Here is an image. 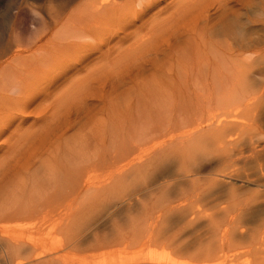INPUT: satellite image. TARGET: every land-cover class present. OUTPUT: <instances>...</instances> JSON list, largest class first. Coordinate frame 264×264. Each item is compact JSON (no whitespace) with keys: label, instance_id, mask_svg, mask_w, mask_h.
I'll return each mask as SVG.
<instances>
[{"label":"bare ground","instance_id":"1","mask_svg":"<svg viewBox=\"0 0 264 264\" xmlns=\"http://www.w3.org/2000/svg\"><path fill=\"white\" fill-rule=\"evenodd\" d=\"M131 1L11 0L0 7V264H194L212 259L240 264L239 260L236 262L233 259V255H228L232 250L225 254L223 249L226 247L224 236L228 232L223 230L222 238L217 239L219 228L211 219H215L212 215L221 211L220 207L226 199L236 197L237 189L232 184L219 187L223 184L219 176L228 173L230 165L220 158L219 164L211 168L203 166L208 158L216 156L215 153L223 154L224 150L237 142L235 136L239 130L237 127L242 123L238 120L241 119L237 120L234 112H230L233 119L221 114L240 96L235 87L238 83H232L230 79V76L235 77L232 73L236 74V71L232 70L236 69L233 67L234 64L237 66L236 61L228 63L223 56L215 55L214 59L209 58L214 60V66L210 68L213 67L212 77H209L212 81L207 82L208 78L205 77L203 80L206 83L203 84L202 80L193 78L192 92L186 91L187 84L181 81L186 94L191 93L184 101L180 100L179 94L178 100L176 89L170 95L176 96L178 101L168 95L170 98H157L161 101H157L155 96L152 100L153 91L140 93L139 90L138 94L134 93L137 95L135 99L132 95L134 100L124 101L123 110L118 111L116 99L110 102H114L112 107H117L115 113H109L108 106L106 109H94L98 104L96 102L104 101L107 96L106 80L102 78L96 80L97 84L100 83L97 89H93L94 93H83L76 97V90L89 82L85 72L91 67L87 61L89 54L81 58L77 53L98 44L92 49H104L108 18H118L123 11L126 13L130 7H125L134 3ZM150 1L158 0H148V4ZM249 2L202 1L204 11L202 14L198 12L201 16L199 21L206 25L221 21L220 18L224 17L228 21L225 28L229 30L235 19L234 14H238L239 7L248 6ZM140 5L144 4L141 2ZM206 32L210 37L214 36L211 29ZM91 41L99 43L95 45ZM67 51L74 54L69 60L72 63L62 65L64 58H60V55ZM99 55L104 56L103 52ZM96 57L100 58L98 55ZM202 59L197 60L198 67L199 63L207 66ZM206 59V62H210ZM175 62L178 63L177 70L184 68L182 55ZM165 65L158 68L159 64L154 62L150 67L164 70ZM222 67L229 68L231 75L219 72ZM79 74L85 76L77 78ZM57 83L67 86L61 85L66 90L62 92L64 97L61 95L64 102L66 98L72 101L76 97L80 105L74 106L73 109H76L72 111L73 104L67 100L64 109L69 104L72 106L66 109L63 122L57 124L55 107L58 104L56 106L54 101L51 103V121H45L42 125L46 112L43 108L48 107L42 108L43 101L56 94L54 91L59 88L56 87ZM178 92L182 93L181 90ZM39 101L42 104L38 106ZM95 103L90 116L88 106ZM76 115L88 118L82 128H77V133L80 130L77 139V133H74L75 137L72 135ZM104 115L107 122H103ZM104 167L114 170L111 174L106 172L108 175L96 173ZM123 200L127 205L114 210L122 206ZM96 202L102 203L100 208L103 207L105 213L110 210V216L106 215L109 219L105 228L93 227L99 220L95 217L98 208L92 215L96 210L94 207L98 205ZM111 209L114 211L111 212ZM99 214L101 216L102 211ZM202 214H209L206 226L210 224L211 234L201 236L198 233L192 242L184 243V230L194 226ZM243 238L240 243L248 239ZM134 249L131 257L121 255L123 250L133 252ZM156 249H162L161 253ZM95 252L99 253L100 258L94 260L90 254L94 253L96 258ZM138 254L143 256L136 257ZM182 258H190V262L187 260L184 263Z\"/></svg>","mask_w":264,"mask_h":264},{"label":"rangeland","instance_id":"2","mask_svg":"<svg viewBox=\"0 0 264 264\" xmlns=\"http://www.w3.org/2000/svg\"><path fill=\"white\" fill-rule=\"evenodd\" d=\"M9 1L1 0L0 7H2V5H4L5 3L7 5ZM124 1L125 0H122V3H125L128 0L125 2ZM132 1H134L133 3L134 5L132 3H129V5L125 7V8H128V6L130 7L128 8V10L126 9L127 12L126 13H124V11L122 12L124 15L121 13V16L119 14L118 18L117 16H113L112 19L114 21L111 18H108V23H107L108 25H106V31H105L107 33H105V38L103 42L104 46L103 47L101 46L104 49L100 51V48L97 47L96 48L97 51H95L96 49H92V48H95L96 46H98L99 42L91 41L92 43L94 42L95 45L97 42L98 45H96L95 47L94 46L86 47L85 50L83 49L79 53H77V56L80 55L81 58L85 56L87 57L89 54L88 58L90 60H88L87 58V61L90 63L91 67L89 66L90 68L88 69V72H85V74L88 75L89 82L87 84H84L83 86H81L79 89L76 90L77 91L75 93L76 97L77 95L82 96L83 93L85 95H87L90 92L94 93L93 89L99 86L98 84L100 83L99 82L97 84L96 80L99 81L102 78L103 80H106L105 81V84H106L105 93L107 94V96L104 95L105 96V98L103 99L104 101L102 102L97 101L96 102L98 103L97 105L95 103V104H92L93 106L90 105L91 107L88 106V112L90 116L93 113L92 110L99 109V108L106 109L107 106H108L107 110L109 113H111L112 111L113 113H115L116 111L114 110H117L116 106H118V104H119L118 111L123 110L122 107L125 106L127 100H134L135 97L137 96V95L135 96V94H138L139 90H141L140 93L147 91V90L153 91L152 100H154L155 97L156 99L158 97H161V98L166 97L167 95L172 97L171 92L173 93L174 90L176 89L177 98H178L177 94H179L181 95V97L179 96L180 100L184 101L191 94L188 92L186 94L187 89L190 90L191 92L194 90V87L192 86L193 78L194 80L196 78V80L198 81L202 80L201 81L202 83L206 81V80H203L205 77L206 79L208 78L207 82L212 81V79L209 77H212L211 70L213 69V67L212 69L210 68L211 66H214V63H212L214 60H211V59H214L213 58L214 55L223 56L222 58H224V60L226 59L228 63L236 61L237 66H240V68L238 67L239 68L238 69L237 66H235V64L233 65V67L236 68L237 70L236 69L232 70V71H236V74L232 73V75H235V77L230 76V79L233 80L232 83H234V81L235 83H238V84H235L236 85L235 87L237 89L238 95L240 96L239 97L237 96L233 100L231 107H229L227 110L223 109L221 111V114H223L227 118L230 117L231 119H233V117H231L230 112H234L233 114L235 115L237 114L236 119L237 120L241 119V120H238V122H242L244 126L242 123L241 125L239 123L240 126L239 125L238 126L240 128L237 127L239 129L238 131H236V136H235L237 139V142H235L233 145L229 146L226 150H224L223 154L222 152L215 153L216 156H211L210 158H208V160L204 162L205 165L203 166H205L206 168L207 167L211 168V166L213 167L219 164L220 158H223L226 164L230 165L228 166L229 170L227 171L229 174L224 173L225 174L224 175L223 173H221L223 177L220 174L219 180L223 184H221L219 187L221 188L224 186V184L227 183V184H232V186L237 189L236 197L232 198V200L226 199V201H224L220 207L221 211L218 212L219 211L218 210L214 213L216 215L214 214L212 215V216H215L216 220L215 219L213 220L214 217L211 218L213 222H216L214 223V225H216V227L218 226L217 228H219L217 239H219L220 237L222 238L223 230L226 229L225 231L228 232V235L225 234L226 236H224L225 237L224 244L226 247L223 249H225V254H228L229 251L232 250V252H230V254L228 255L229 256L233 255V259H235L236 262L238 260L241 261V262L238 261V263L240 264H243V263L245 264L247 260L249 261L251 259L252 260L249 261L248 264H264V0H250L248 6L246 5L245 7H239L241 8L240 9L241 11L239 10L240 12L238 11V14L237 12L234 14L235 16L233 18L235 19H233L234 21L231 22V24L232 23L233 24L229 30L225 28L226 26H228V23L226 24L227 20H225L224 17L220 18L221 21L216 20L214 21L215 23L206 24L207 26L204 25V23L201 24V22L199 21V18L201 16L199 15L200 13L198 12H201V14L203 13L204 7L202 5L205 3V0H202L204 2L203 4L201 0H198L194 3L193 2L191 3V1L193 0H190V1L189 0H163V1L158 0L157 1L158 4L156 1L155 2L150 1L149 4L151 5L148 4V0L146 1L147 3L144 0L140 2L139 0L137 1L132 0ZM141 2L144 5H140ZM145 3L147 4V6ZM201 6L202 8H199ZM200 9H202V11H200ZM125 14L126 15L129 14V15L125 16ZM193 18L196 19L197 21L193 20ZM210 29L213 32L212 34L214 35L212 37H210V35H207V32H206L207 30H210ZM198 30L200 32H198ZM202 32L204 35L202 34ZM200 33L202 34V36ZM214 46L216 47L214 48ZM91 49L93 50L92 52L90 51ZM84 51L86 52V54H84L85 53ZM87 51H90L91 53L90 52L87 53ZM98 51L99 53H97ZM71 52L72 51L64 52L62 54L63 57L60 55V58H64L61 60L62 65L63 64L69 65V63L70 64L72 63L69 61L70 58H73L74 56L73 52L72 53ZM101 52H103V55H104L103 57L99 55ZM70 53L73 55H71ZM97 55L100 58H97L96 57ZM181 55L184 57V63H183L184 68H180L181 70H177L179 69L178 66H176L178 63L175 61L178 58V56H181ZM203 57H204V60L202 59ZM206 57L208 59L211 58L209 59L210 62H206L208 61ZM200 58L203 60L202 61L203 63H206L207 66H205L202 63H199V67H198V64L196 62ZM152 62L159 64L158 68L166 64L165 65L166 69L159 70L157 67L151 68L150 66L153 64ZM169 64L171 65L170 67H172V69H168L170 68ZM193 64H194L193 67L200 68V69L194 68L192 72ZM209 64H210V67H209ZM101 67L104 70H102ZM204 67H208L209 69L204 68ZM100 70H102L103 73L102 71L100 73L99 72ZM176 70L179 73H177ZM241 70H244V71H241ZM194 71L197 76L193 74ZM196 71L199 73V75ZM221 71L223 73H226V76H228L229 74L231 75V73H229L230 71L229 68L222 67V70L220 69L219 72ZM189 72L193 75L192 77L190 76L191 74ZM187 74L188 76H186ZM89 75H91V77ZM82 76H85V75L79 74L77 78L82 77ZM181 81L182 83H185V85L187 84V86L183 85ZM93 82L96 84H94ZM180 83L182 84V86H185V88L186 87L187 88L186 89L184 87L182 88ZM205 83L206 82H204L203 84ZM61 85L64 86L63 84L57 83L56 87H59V88H56L57 90L54 91L56 93L54 94L55 97L54 96H52L51 98L48 97L47 98L48 100L43 101L45 103L43 104L44 106H42V108L45 106H48V107L43 108L46 111L45 112L46 118L44 117V120L42 121L43 123H41L42 125L45 124V121H51V119H49L52 117L51 116L52 114L51 106L53 105L51 103H54V101H56L55 102L56 106L58 104V106L55 107V111H56L55 120H57L56 121L57 124H59L58 122L60 123L63 122L62 120L64 119L66 109L72 106L71 104H69L68 108L64 109L65 102L68 99L66 98V101L64 102L63 93L66 91L65 88L67 86L66 87L64 86L65 87L64 88ZM155 85H158L157 86L158 88ZM164 85L166 88L164 87ZM117 86H120V87L117 88ZM171 86H175V88ZM177 86H180V88ZM60 87H62V89ZM96 89L94 91H96ZM177 89H180L182 93L178 92L180 90L177 91ZM183 89H185L186 91H184ZM108 90H110V92H108ZM120 90L122 91L120 92ZM119 92L120 94L118 95ZM110 93L113 95H111ZM159 93L162 95L160 96ZM61 95H63V97ZM109 95L110 97L112 96L113 99L110 98ZM126 95H127L126 98H128L129 95H131V97L133 95L134 99L133 97L132 98L129 97L128 99L124 98ZM119 96H122V97L120 98ZM176 96H173V97L175 98ZM173 97H172V100H175V101L179 100V98L177 100V98L173 99ZM75 98L73 100H75ZM114 99L117 100V101L115 100L116 102L115 104L116 106L114 105L116 107L115 109H114V106L113 107L111 106L114 104V102L113 104H111L112 100ZM73 100L72 101L68 100L70 103L73 104V106L71 107L72 111L76 109V108L73 109L74 106L78 107V105H80L78 104L79 102L77 103V100H79L78 98H76L75 100L76 102L74 103H73ZM164 100H167V99H164ZM157 101H161V99H157ZM38 103H39L38 104L39 106L40 103L42 104V101L41 102L39 101ZM66 103L68 104V102ZM95 105L97 107L94 108ZM89 108L90 110L92 108L94 109H92L91 110L92 112H90ZM109 108L110 109L112 108V109L110 110ZM61 109L62 111L64 110V113L61 111ZM58 110L63 114V116L60 114ZM214 113H217V112L214 110ZM58 117H61V120L60 118L58 119ZM78 117H80V115L74 118L76 121L73 119L75 131L73 130L72 135L74 137H75L74 133H77L76 132L78 130L77 128L78 127L82 128L84 124H86V122L88 121L87 116L86 118L84 116L83 117L84 119L82 118V115L80 117L81 119L80 118L78 119ZM98 118L99 120L104 118L103 119L104 121L103 120L101 121L107 122V118L105 117V115L102 118L98 116ZM86 119L87 121H85ZM77 120L79 122H77ZM78 133H80V130ZM78 133L76 134V139H77ZM186 166H185V169L187 168ZM109 168L110 167L100 168L96 173L97 174L100 173L101 175H103L104 173L106 174V172L107 173L109 172L108 174H111V171L113 172L114 169L111 170ZM225 177L227 178L224 179ZM138 198L139 197H137V199ZM125 200L126 202H128L127 201L128 199H125ZM126 202L124 201L122 206H119V208H113V209L114 210L121 209L123 205H127ZM133 202L134 201H132V203ZM96 203L98 205L97 207H94V209L96 210L93 211L92 215H94V213L97 211V208L100 211V213L102 211L103 214L99 216L100 215L99 211L97 212L98 215L96 213L95 217L99 219L98 220L99 223L97 221L96 223H94L95 225L93 227L105 228L108 226L107 222L109 219V217L106 215L110 216V212H109L110 210H106V213H105V211H103L104 208L103 207H102L103 209L100 208L102 203L101 202L100 203L96 202ZM114 210L111 209V212ZM208 212L209 211H207V213ZM209 214H205V215L202 214V216L200 215L196 220V224L192 226L193 228L189 227L184 230V243L188 244V242H190L191 240L193 241L196 236L198 237V235L202 236V234L204 233H207V235L211 234V232H209V228H211V226L208 227L210 224L206 226L207 219H208L207 215ZM195 226H198V227H195ZM196 229L198 230V232ZM243 237H247L250 240L248 241V239H245V243H240V241L244 240ZM249 242L252 244H250ZM248 243L250 244V246ZM255 243L256 244L258 243V244L255 245ZM251 245H252V248H250ZM242 246L243 248L246 246L244 249L248 248L249 252L247 251L248 249L247 250L242 249ZM240 248H241V251L244 250L245 252L250 253V254L243 253L244 251H242V253L240 254L239 253ZM153 249L155 250V248ZM159 249H156V251H158ZM162 249L159 250L158 252L161 253ZM257 249H259V251ZM137 250H139V248ZM226 250L228 252H226ZM251 250H253L252 251L253 253L250 252ZM131 251L123 250L121 252V255L123 254V256H130L134 253L135 249L133 250V252ZM95 253H96L95 254L96 258L94 257V253L90 254V256H93L92 259L94 260L97 258H100L98 257L99 253L98 252H95ZM140 255L138 254L135 256L138 257ZM248 255H250L249 256L250 259H248ZM234 257H237V258H234ZM244 257L246 259H244ZM182 259L185 261L184 262L182 260L184 263H186L187 260L188 262H190L189 261L190 258L187 260H185L184 258ZM205 261L211 262V263H205ZM202 262L204 264H232L229 261H226L225 259L201 260L200 262L198 261V263L197 262H193V263L201 264Z\"/></svg>","mask_w":264,"mask_h":264}]
</instances>
